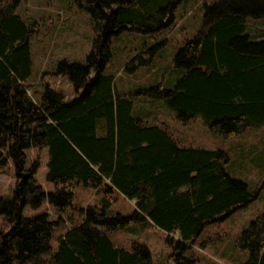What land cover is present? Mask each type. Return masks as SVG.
I'll return each instance as SVG.
<instances>
[{"label":"trees","instance_id":"trees-1","mask_svg":"<svg viewBox=\"0 0 264 264\" xmlns=\"http://www.w3.org/2000/svg\"><path fill=\"white\" fill-rule=\"evenodd\" d=\"M185 0H76L97 32L86 62L61 60L45 82L29 91L34 24L18 12L21 0H0V168L13 164V198L0 195V264H196L190 248L208 223L253 202L243 179L228 172L223 149L180 144L162 123L134 114L133 97L164 99L177 118L200 116L228 138L264 124V39L247 32V17L264 18V0H214L203 27L173 59L181 69L173 87L155 84L119 92L105 74L112 37L129 28L152 33L171 25ZM32 148H47V192L28 161ZM79 186L102 191L101 205L74 206ZM134 201L130 214H111L114 193ZM57 211L25 215L44 201ZM101 206V207H100ZM152 223L167 232L172 252L154 262L141 243L116 245L109 233L131 223ZM58 225L53 251L51 240ZM249 256L241 264H264V213L237 241Z\"/></svg>","mask_w":264,"mask_h":264},{"label":"rangeland","instance_id":"rangeland-1","mask_svg":"<svg viewBox=\"0 0 264 264\" xmlns=\"http://www.w3.org/2000/svg\"><path fill=\"white\" fill-rule=\"evenodd\" d=\"M213 1L185 0L177 7L171 25L152 33L129 28L112 37V58L104 73L115 76L117 90L130 93L155 84L173 87L181 75V69L176 68L173 62L176 49L200 31L205 20L206 5ZM17 9L25 20L34 24L30 39L33 71L27 78L29 91H35L36 96L41 95L45 82L49 81L62 83L65 87L64 79L45 73L56 70L63 59L86 62L97 34L90 14L78 7L76 0H21ZM246 24L247 32L253 40L264 39V18L249 16ZM133 99L135 115L149 122L164 124L180 144L223 149L229 155L228 172L247 182L253 191H258L253 202L220 221L208 223L189 251L197 259L196 264L245 262L249 251L238 247V238L256 216L264 213V124L225 138L220 133L211 131L200 116L186 122L178 119L176 111L164 99H154L146 95H137ZM35 159L41 163L36 174L39 184L47 192L54 191L55 185L46 179L47 148L29 149V163ZM16 180L12 163L0 168V195L13 198ZM75 196L73 205L78 207L101 205L104 194L94 188L79 186ZM24 209L25 215L47 212L52 219L58 217L57 211L47 200L39 208L27 205ZM134 210V201L118 192L114 193V201L110 205L111 214L120 212L125 215ZM65 230V225L55 228L51 240L53 251L59 245L58 236ZM167 237V232L150 222L131 223L109 233L111 241L126 249L134 242L145 244L152 252L154 262L161 263H166L167 257L173 251Z\"/></svg>","mask_w":264,"mask_h":264}]
</instances>
